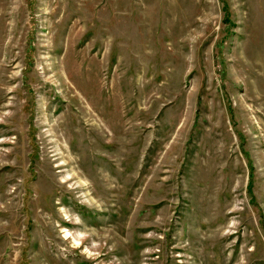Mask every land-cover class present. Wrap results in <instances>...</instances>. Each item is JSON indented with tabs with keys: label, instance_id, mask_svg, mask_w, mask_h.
I'll list each match as a JSON object with an SVG mask.
<instances>
[{
	"label": "rangeland",
	"instance_id": "rangeland-1",
	"mask_svg": "<svg viewBox=\"0 0 264 264\" xmlns=\"http://www.w3.org/2000/svg\"><path fill=\"white\" fill-rule=\"evenodd\" d=\"M0 264H264V0H0Z\"/></svg>",
	"mask_w": 264,
	"mask_h": 264
},
{
	"label": "bare ground",
	"instance_id": "bare-ground-1",
	"mask_svg": "<svg viewBox=\"0 0 264 264\" xmlns=\"http://www.w3.org/2000/svg\"><path fill=\"white\" fill-rule=\"evenodd\" d=\"M66 237L68 236V234L66 233V235H65ZM69 237V236H68ZM70 238H72V237H70ZM72 242H76V239H73V241Z\"/></svg>",
	"mask_w": 264,
	"mask_h": 264
}]
</instances>
